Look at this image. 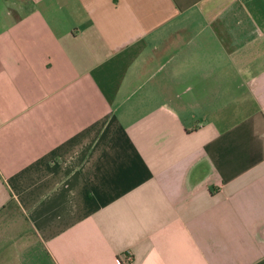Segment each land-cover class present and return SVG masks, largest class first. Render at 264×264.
Here are the masks:
<instances>
[{"label": "crops", "instance_id": "obj_1", "mask_svg": "<svg viewBox=\"0 0 264 264\" xmlns=\"http://www.w3.org/2000/svg\"><path fill=\"white\" fill-rule=\"evenodd\" d=\"M0 264H264V0H0Z\"/></svg>", "mask_w": 264, "mask_h": 264}]
</instances>
